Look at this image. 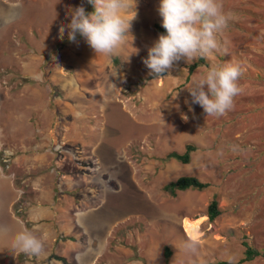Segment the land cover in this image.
I'll list each match as a JSON object with an SVG mask.
<instances>
[{"label": "rangeland", "instance_id": "obj_1", "mask_svg": "<svg viewBox=\"0 0 264 264\" xmlns=\"http://www.w3.org/2000/svg\"><path fill=\"white\" fill-rule=\"evenodd\" d=\"M158 2L137 0L131 45L113 59L79 35L67 39L71 11L87 0H0V170L28 228L35 195L51 211L41 219L42 253L13 264L237 261L244 241L261 255L242 264H264V0H219L231 17L220 50L191 71L194 62L180 61L149 78L143 59L159 34ZM224 63L241 66V93L225 116H206L184 87ZM187 143L198 146L189 163L163 160ZM181 175L209 186L162 190ZM213 197L221 213L210 220ZM201 217L198 254L186 256L182 222Z\"/></svg>", "mask_w": 264, "mask_h": 264}, {"label": "clouds", "instance_id": "obj_2", "mask_svg": "<svg viewBox=\"0 0 264 264\" xmlns=\"http://www.w3.org/2000/svg\"><path fill=\"white\" fill-rule=\"evenodd\" d=\"M87 3L91 4V11H86L82 5L71 11L66 26L67 39L76 42L79 35L95 56L117 58L125 43L131 45L130 30L137 18V0H87ZM157 11L165 31L158 34L143 59L153 77L170 73L180 61L191 64L219 51L217 35L227 28L231 19L219 0H159ZM3 19L13 22L14 17L6 13ZM64 35L62 27L58 38L63 39ZM128 56L129 53L121 60H127ZM110 75H118L115 67ZM241 76L239 64L224 63L210 67L184 88L190 94L192 104L199 105L206 116L219 118L233 110L234 98L241 93ZM232 150L239 148L233 145ZM3 237L7 238V248L12 253L39 256L44 248L43 242L26 229L12 232L6 226H0V238ZM180 251L186 256H195L199 251L198 241L184 239Z\"/></svg>", "mask_w": 264, "mask_h": 264}, {"label": "trees", "instance_id": "obj_3", "mask_svg": "<svg viewBox=\"0 0 264 264\" xmlns=\"http://www.w3.org/2000/svg\"><path fill=\"white\" fill-rule=\"evenodd\" d=\"M86 11H91L92 6L91 4L87 3L86 5ZM156 32L163 33L165 30L161 26L160 23L155 22L153 25ZM199 65V62H194L190 67L189 71H191L194 67ZM149 78H153L152 75L149 76ZM198 149V146H196L194 143H187L184 147V150L182 152L177 150H172L166 153L163 160H177L181 163H189L191 160L192 154ZM209 186V183L206 181H202L200 178L194 175H181L177 177L174 180L167 181L162 185V190L170 195H176L178 191H184L187 189H197V190H203L206 187ZM207 215L210 220H214L218 215L221 213V209L218 206V199L216 197H213L207 206ZM245 247L243 252V257H241L237 261H233V264H242L246 261H250L254 259L255 257L261 255V251L253 248L250 246L247 242L242 243ZM171 255V249L166 246L164 249V257L165 259H168ZM205 264H229V260H218V261H209Z\"/></svg>", "mask_w": 264, "mask_h": 264}, {"label": "crops", "instance_id": "obj_4", "mask_svg": "<svg viewBox=\"0 0 264 264\" xmlns=\"http://www.w3.org/2000/svg\"><path fill=\"white\" fill-rule=\"evenodd\" d=\"M19 196L20 194L18 195V191L14 187L13 182L10 181L8 176L5 177L0 170V226H6L12 232L26 229L41 239L40 235L43 231H45V226L41 224V219L48 217L47 214L51 212L50 207H42L40 199L37 195H35L36 201L33 199L32 204H29L27 210L25 211L27 219L31 224L28 228V226L18 217L13 209V205L19 199ZM50 215L51 214L49 213V216ZM0 245H3L0 246V264H13L17 254L12 253L7 248L6 237L0 238Z\"/></svg>", "mask_w": 264, "mask_h": 264}, {"label": "bare ground", "instance_id": "obj_5", "mask_svg": "<svg viewBox=\"0 0 264 264\" xmlns=\"http://www.w3.org/2000/svg\"><path fill=\"white\" fill-rule=\"evenodd\" d=\"M204 219L205 217H201L193 220L185 219L182 222L185 234L191 239H196L200 234L199 233L200 225Z\"/></svg>", "mask_w": 264, "mask_h": 264}]
</instances>
